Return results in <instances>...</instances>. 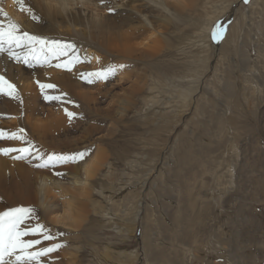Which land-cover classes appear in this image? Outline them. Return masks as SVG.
Listing matches in <instances>:
<instances>
[{
	"label": "rangeland",
	"instance_id": "1",
	"mask_svg": "<svg viewBox=\"0 0 264 264\" xmlns=\"http://www.w3.org/2000/svg\"><path fill=\"white\" fill-rule=\"evenodd\" d=\"M125 1L64 0V8L95 18L113 15ZM141 2L151 6L144 13L167 11L152 0ZM14 3V14L0 7V21L19 23L33 13L43 17L34 0L28 6L24 0ZM228 3L192 0L182 15H167L153 57L144 51L125 59L129 80L109 95L93 91L88 105L84 98L74 99V117L60 118L59 129L38 133L44 143L34 141L33 155L25 161L55 180H70L75 160L50 162L53 154L84 153L79 162L99 149L103 156L90 178L91 193L76 232L45 220L42 205L50 199L42 195L16 206L33 209L28 218L38 216L34 226L43 225L53 236L46 246L63 245L53 253L64 264L70 247L77 250V264H264V62L252 68L256 78L247 86L241 79L247 72L239 65L242 48H252L256 36L264 59V0ZM221 22L222 39L229 35L224 59L212 39ZM82 83L84 90L92 84ZM36 95L39 124L58 118L53 113L59 102L46 99L39 88ZM236 122L244 128L235 130ZM26 137L32 140L29 133ZM68 194L62 199L78 201Z\"/></svg>",
	"mask_w": 264,
	"mask_h": 264
},
{
	"label": "bare ground",
	"instance_id": "2",
	"mask_svg": "<svg viewBox=\"0 0 264 264\" xmlns=\"http://www.w3.org/2000/svg\"><path fill=\"white\" fill-rule=\"evenodd\" d=\"M34 1L35 3H40L43 17L35 14L38 16V19H33L31 14L28 19L17 23L20 25L21 32L27 31L30 35L39 36L49 41L58 40L63 43L72 44L74 48H68L67 55L58 54L57 56H52L46 49L43 53L39 52L38 50L41 46L34 45L37 49L34 55L40 56L41 59L39 60L32 59V56L29 55L32 47L27 44L20 48H13V51L22 58L20 61L10 58L7 50L0 53V75H3L7 82L15 85V92L11 97L7 95L8 89L6 85H2L4 90L0 91V132L3 133V138H0V148H30L34 141L44 143L38 139V133L59 129L63 124L60 123V118H68L67 112L73 111L70 107L73 106L74 99L84 98L85 103L88 105L93 101V91L102 92L104 89V95H109L107 93L112 91L116 85L129 80V74L125 72V59L131 57L137 58L135 55L144 51L147 57H153L157 52V46L163 41V34L166 31L164 27L168 24L167 15H182L185 8L192 2V0H171L172 2L179 3L178 6H171L169 0H152L154 3L163 5L167 11H151L147 14L142 10L151 6L140 4L142 3L141 0H127L123 2L121 8L117 9L113 15H100L94 18L89 14L83 13L80 9L65 10L64 0ZM239 1L229 0L231 4L233 2L239 3ZM14 2L15 0H6L4 5L0 4V7L5 8L10 14H14ZM24 3L25 6H28L29 0H24ZM230 3L227 6L231 5ZM214 19H216L215 16ZM6 21H0V23H3L7 27L8 23ZM161 29L162 32L160 31ZM225 37L224 40L221 39L214 45L215 52L219 55L218 57L222 55L223 59L227 55V50L225 49V45H227L225 43L227 42L225 41L229 39V35L226 34ZM231 39L234 43L235 35ZM257 40V36L253 38L252 48H242L241 57H239V65L244 69V72H247L246 74L242 73L243 76L241 79L244 81V85L252 83L253 78L256 76L255 70H252V68L258 63L262 62L263 64L264 62V59H261L263 50ZM235 44L237 45V43ZM5 48H7V45ZM105 53L110 54L113 58H109ZM26 56L30 61L29 64L23 63V58ZM57 64L68 65V67H57ZM109 69L112 71L109 72ZM218 69L216 68L217 71ZM97 72H107L108 78L100 79L98 77H90V74ZM218 77L220 78V76ZM89 78L92 79V84L90 86L87 85L88 90H84L82 87H85V85L82 81L87 83ZM38 82L53 84L55 88L42 90ZM256 84H258L259 88V83L257 82ZM229 86L232 87L231 84ZM37 87L39 90L41 89L42 93L45 92L46 96L61 97L55 100L59 102L60 108L53 113L54 117H59L50 118V123L43 122L42 125L39 124V119L36 117V114L41 108L37 103L39 99L36 95L38 93ZM184 95L187 96L186 94ZM118 96L119 92L116 91L112 97L116 99ZM146 100L148 103L153 102L152 99ZM56 113L59 115H56ZM243 126L242 122L241 124L236 122L233 128L239 130ZM28 133L32 137V140L27 139L26 134ZM13 135L19 137V139H10L9 137ZM57 149L58 147L55 148V150ZM55 154L65 157L75 156L72 152H59ZM17 155H23V153L13 152L8 155L0 154V213L5 212V210L11 207L16 208L19 205H26L31 200L38 199L42 195L43 198L50 199V204L44 203L42 205L45 210L46 216H43L46 217L45 220L48 219L53 227L64 226L66 229H71L76 232L82 222L79 216H82L85 212L84 200H87L91 193L90 178L95 175L96 168L103 158L102 151L99 149L87 161L79 162V159H76L72 164L73 166H71L73 168V174L68 181L55 180L52 177H48L43 170L40 171L31 168L30 164L25 160H29L33 154H29L24 159H15L14 157ZM236 165V162L231 165L232 171H234ZM232 178L234 179V174H232ZM49 183L54 188H57V190L59 189L58 193H54L55 191L52 192L54 189L47 185ZM68 193L73 194V197L75 196L78 201L62 199L65 196L63 194ZM60 198L61 200H58ZM64 205L65 207H63ZM50 206H52L51 209H49ZM54 206L60 207L55 209ZM31 216L33 217V215ZM32 219L26 218L21 228H29L27 224L31 226V223L33 224ZM23 239L36 238L34 236H26ZM50 245L46 246L44 241V243L30 250L39 251L42 247H50ZM70 249L71 251H65L63 254L67 258L66 260L69 259L68 263L65 264H77V250L73 252L75 247H70ZM59 258L60 256L51 252L47 256L39 258L38 264H64L63 260Z\"/></svg>",
	"mask_w": 264,
	"mask_h": 264
},
{
	"label": "snow or ice",
	"instance_id": "3",
	"mask_svg": "<svg viewBox=\"0 0 264 264\" xmlns=\"http://www.w3.org/2000/svg\"><path fill=\"white\" fill-rule=\"evenodd\" d=\"M247 2V0H245ZM109 11H114L110 9ZM2 12V10H0ZM29 12H32V9L29 8ZM6 15V14H5ZM33 19H38L34 13L32 15ZM226 33L223 23H219L214 27L212 32V39L219 41L223 38V35ZM25 44L32 47V51L29 55L32 56V59L39 60L40 56L34 55L37 49L34 45H40L39 52L43 53L45 49L52 54V56H57L58 54L67 55L68 48H74V45L63 43L58 40H46L42 37L30 35L27 31L21 32L20 25L12 22L5 27L3 23H0V53H3L7 50V53L10 58L20 61L22 58L17 55L13 48H20ZM7 45V48L5 46ZM23 63L29 64L30 61L28 57L23 58ZM57 67H65L68 65L57 64ZM112 70L109 69V72ZM90 77H98L100 79H107V72H97L90 74ZM88 82H92V79L89 78ZM39 83V82H38ZM2 85H6L8 96H13L15 92V85L7 82L3 75H0V91H3ZM39 87L43 89H52L55 88L53 84H44L39 83ZM48 100H56L61 97L58 96H46ZM69 117H74L76 114L73 112H67ZM0 138H3V133L0 132ZM10 139H19V137L13 135L9 137ZM18 152L23 153V155H17L15 159H24L30 154V149L20 148H0V154L8 155L9 153ZM84 153H77L75 156H57L53 154L48 159L52 161H61V160H76L83 159ZM46 166V165H43ZM33 209L30 208H11L8 211L0 213V264H38L39 258L47 256L49 253L58 250L63 245L54 244L50 247H42L39 251H31L30 249L35 248V246L40 245L43 241L53 240V236L50 232L45 231V227L41 224H36L32 228H21V225L24 223L25 219L29 217ZM42 235L43 240L41 239H28L25 240L23 237L26 236H38Z\"/></svg>",
	"mask_w": 264,
	"mask_h": 264
}]
</instances>
